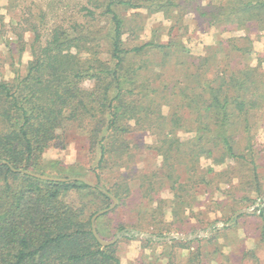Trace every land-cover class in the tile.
<instances>
[{
	"label": "trees",
	"instance_id": "1",
	"mask_svg": "<svg viewBox=\"0 0 264 264\" xmlns=\"http://www.w3.org/2000/svg\"><path fill=\"white\" fill-rule=\"evenodd\" d=\"M102 3L105 6L101 4L98 16L105 23L98 30L96 13L90 10L70 36L61 27L54 28L14 90L0 83V264H120L116 242L101 246L91 232V216L111 202L99 186L119 200L95 220L98 235L105 238L99 227L102 218H106L103 227L112 233L126 228L123 221L113 223L106 216L118 206L128 205L132 179L138 181L139 195L134 210L142 219L150 218L145 224L140 221L139 227L149 225L153 230L162 223L167 231L166 226L175 227L177 220H183L179 214L195 200L194 187L205 183L211 172L200 170L202 157L212 158L214 163L234 159L257 176L259 164L248 150L250 145L237 150L232 131L240 123L239 117L246 121L250 110L263 106L264 71L258 65L225 64L236 49L242 50L233 44L235 50H223L221 61L212 62L208 56L188 61V50L176 40L165 43L151 38L129 45L123 39V18L112 6L135 7L142 2ZM179 6L173 0L150 2V8L162 10L166 16ZM201 16L210 24L228 22L245 29L248 23H257L264 29V0H222ZM107 26L111 32L104 38L110 58L104 61L96 57L100 40L96 34ZM71 46L90 57L78 58L69 51ZM156 49L162 71L146 73L144 55ZM170 55L172 63L164 65ZM84 77L92 80L90 88L80 85ZM152 79H158L157 83ZM163 105L168 106V114L162 113ZM68 123L86 130L88 149L95 158L87 169L94 175V186L79 180H43L24 172L59 175L66 168L58 159L44 161L42 153L50 146L61 147L60 143L54 145L61 138L57 129ZM241 125L246 123L241 121ZM138 130L155 136V143L147 148L160 162L152 171L134 168L133 149L138 145L130 147L128 136ZM176 131L191 136L180 139ZM164 188L172 193L174 206L169 212L176 215L175 222H163L167 212L161 197ZM68 195L73 202L64 199ZM256 209L263 217L264 206ZM157 217L161 223H155ZM175 241L187 242L171 243Z\"/></svg>",
	"mask_w": 264,
	"mask_h": 264
},
{
	"label": "rangeland",
	"instance_id": "2",
	"mask_svg": "<svg viewBox=\"0 0 264 264\" xmlns=\"http://www.w3.org/2000/svg\"><path fill=\"white\" fill-rule=\"evenodd\" d=\"M102 1L108 0H0V83H7L14 90L13 87L26 74L29 62L38 55L54 28L61 27L65 34L70 36L74 33L76 25L86 20L87 11L90 10L96 13L95 28L98 30L105 23V18L98 16L102 6H105ZM135 1L142 3L135 7L121 4L112 6L123 18L125 43L133 45L151 38L165 43L176 40L188 50L185 56L188 61H192L193 57L208 56L211 62L212 59L221 61L222 51L228 48L235 50L234 45L242 50L236 49L235 56H228L225 64H235L239 67L243 64L258 65V70L264 71V29H260L257 23H248L245 29L228 22L210 24L206 16H201L202 12L210 11L212 6L222 0H195L191 3H186V0H173L180 6L172 9L168 15L170 18L162 10L150 8V2L156 0ZM100 30V33L96 34L100 37L99 53L96 57L105 61L109 60L110 55L104 35L111 31L109 26ZM69 51L80 59L90 57L85 51L79 52L75 46H71ZM158 52L159 49H156L148 56L144 55L143 71H162ZM172 61L170 55L164 65L171 64ZM214 71L213 66L212 75ZM16 75L19 76L17 80ZM157 81L158 79H152L154 84ZM182 81V78H179L180 85ZM80 85L90 88L93 82L84 77ZM262 104L260 109L250 110L246 121L242 120L244 117H239L240 123L236 124L232 131L237 150H243L250 145L248 150L254 153L255 161L259 164L257 176H254L247 165L234 159L227 158L223 163H214L212 158L202 157L199 161L200 170L210 169L211 172L205 176V183L198 188L194 187L197 196L194 201L192 198V202L185 205L179 214L183 220L176 221V215L169 212L174 206L171 191L164 188L161 194V197L165 198L164 206L167 211L163 222L175 220V227H170V222L166 231L159 217L155 220V223H161L157 228L152 230L149 225L139 227L140 221L145 220L142 222L145 224L150 218L142 219L143 216L139 217L134 210L139 206V195L136 192L138 181H130L133 193L128 205H120L106 216L113 223L123 221L126 228L112 233V230L108 231L103 227L106 218L99 221L104 240H111L117 233L124 231L129 236L132 235L130 239L120 237L116 241L120 264H264V216L261 217L256 209L264 206V102ZM161 111L168 114V106L163 105ZM241 121L246 125H241ZM57 133L61 138L56 139L54 145L60 143L61 147L46 148L42 159H58L66 168L59 175L49 176H78L94 183V175L87 170L94 165L95 158L88 149L86 130L68 123L65 127L57 129ZM176 135L180 139H186L191 133L176 131ZM128 139L130 147L138 145L133 149V163L137 171H152L159 166L160 158L147 148L155 143L154 135L138 130L132 132ZM49 172L38 174L48 175ZM108 177L113 179L112 175ZM64 199L73 202L70 195L64 196ZM103 208L105 207L100 209ZM237 211L244 212L234 217ZM141 232L155 235L156 239L145 242V237L136 235ZM172 235L190 238L167 239ZM172 240L187 242L171 243Z\"/></svg>",
	"mask_w": 264,
	"mask_h": 264
},
{
	"label": "water",
	"instance_id": "3",
	"mask_svg": "<svg viewBox=\"0 0 264 264\" xmlns=\"http://www.w3.org/2000/svg\"><path fill=\"white\" fill-rule=\"evenodd\" d=\"M6 163V161H3ZM26 172L27 174L29 175H32L36 178H39V179H43V180H50V181H69V180H79V181H83L85 182L86 184L88 185H91V186H94V184L92 182H90L89 180H87L86 178L84 177H78V176H72V177H54V176H49V175H42V174H38V173H33V172H30V171H24ZM99 190L105 194H107L111 200H112V203L108 206V207H105L103 209H100L98 210L97 212H95L91 218H90V226H91V232H92V235L94 236V238L97 240V242L101 245V246H108V245H111L113 243H115L120 237L122 236H129V234L127 232H119L117 233V235L111 239V240H104L102 239L99 235H98V232L96 230V227H95V220L102 214L106 213V212H109L110 210H112L118 203V199L113 195L111 194L110 192H108L106 189H103V188H100L99 187ZM242 212L244 211H237L234 215V217H237L238 215L242 214ZM224 225V224H223ZM227 225V224H226ZM137 236H141V237H145V238H151V239H156V236L155 235H151V234H147V233H137L136 234ZM196 237V236H194ZM171 238H181V239H186V238H190V236H184V235H172V237H168L167 239H171ZM159 239V238H158Z\"/></svg>",
	"mask_w": 264,
	"mask_h": 264
}]
</instances>
